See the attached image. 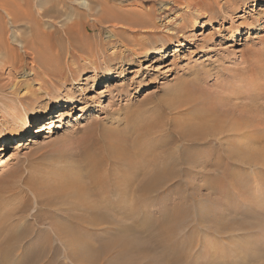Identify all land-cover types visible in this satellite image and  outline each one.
Here are the masks:
<instances>
[{"label": "rangeland", "instance_id": "obj_1", "mask_svg": "<svg viewBox=\"0 0 264 264\" xmlns=\"http://www.w3.org/2000/svg\"><path fill=\"white\" fill-rule=\"evenodd\" d=\"M169 1L171 0H45V3L40 4L41 7L39 5L35 8L41 11L50 9L47 15H41L36 20V23L45 24L40 32L49 33L74 24L76 33L72 38L78 42L84 41L83 44L77 45L80 50L77 51L78 56L69 63L76 66L78 71L64 83L44 84L41 76H34L38 71L24 69L25 77L21 78L12 72L11 68L0 64V136L23 112L30 113L38 107L42 108L48 100L71 99L78 104L58 110L56 115L54 113L57 110L54 112L52 109V113L36 125L37 128H34V133L29 135L28 140L19 138L20 142L14 141L10 147H5L2 154L0 153V176L15 173L20 180L14 175H10V179L21 183V180L43 175L44 171V174H48L50 169V172L56 170L54 173H57V179L62 177L64 170L68 175L72 168L78 167L79 155L85 150L83 146L87 143L89 147L92 139L95 142L104 133L102 131L115 129L118 132L117 137L122 139L128 133L127 125L125 127L127 122L130 123L128 127H135L140 123L155 122L171 115L173 112L168 109L164 100L167 93L179 83L192 85L194 80H200L197 86L202 89V93L198 101L204 110L210 100L214 98L213 101L220 102L219 98L225 95L231 99L230 104L245 105L252 109V113L256 107L264 106V0L254 3L252 0H177L176 6L181 18L183 17L180 22L187 25L180 33L178 46L169 49L164 57L152 56L149 62H143L144 52L152 53L158 50L161 44L169 42L167 40L172 34L164 31L148 37L140 32L134 35L133 32L127 31V28L131 21L139 18L140 8L153 6L156 9ZM195 2L202 5L205 3L216 10L226 4L228 8H234V12L223 13V20L218 18L211 23L204 20L201 28L194 30L193 20L203 12V8L199 6L192 8ZM85 25L96 26L85 33ZM114 28L122 31L121 38L111 41L109 38L114 34ZM234 29L241 30L242 34L232 37ZM14 30L10 36V46L16 50H19L18 47L22 43L15 40L18 39L20 31H23L22 38L25 39L39 34L34 28L32 31H24L22 27ZM56 36L60 41L63 39L60 33ZM78 42L76 44H79ZM131 49H137L138 54H130L132 61H121V55L127 54ZM51 55L50 51H45L42 60L46 62ZM3 58L1 60L5 59ZM24 61L27 64L31 59L24 57ZM120 63L124 67H120ZM83 67L87 68L85 76L79 73ZM246 71L251 73L252 79ZM116 72L122 73L121 78L110 85V91H106L104 84H95L96 80ZM255 75L256 78L253 79ZM245 78H249L248 84V81H242ZM239 82L244 84L239 85ZM263 115L264 108L261 117ZM135 116H139L136 122L133 119ZM174 116L178 123L187 118L184 114ZM127 117L129 121L126 120ZM208 119L210 118L204 120L207 124L211 122ZM132 121L136 125H133ZM121 127L125 128V133ZM257 127L264 131V124ZM156 129L152 130L156 132ZM251 137L248 142L250 145L246 147L249 151L246 156H227L233 142L237 144V141L241 140L240 137L233 139V136H229L227 143L221 141L222 147L216 149L214 156L206 154V151L213 147L212 138L195 144L196 146L189 145L188 150H185L187 152L182 154L194 156L202 152V163L195 166L186 164L184 167L178 165L174 168L173 173L177 175V179L163 188V192L169 197L154 199L147 206L142 199L137 201L135 206V201L124 199L121 195H117L118 199L108 197V211L115 215L108 217L104 229L90 233L89 236L84 235V238L78 233L76 242L82 245L69 251L58 250L53 263L50 264H79L81 259H87L89 247L106 243L123 230L127 235L124 253L113 247L109 253L100 254L93 259L94 264H203L202 261L206 260L202 258L203 248H215L213 257L220 262L223 259L221 250L231 249L235 252L237 250L238 254L245 252L246 255L257 256V264L264 263V142ZM232 140L234 141L231 142ZM0 144L3 149L5 143ZM221 157L224 160L229 158V165L218 169L208 165ZM250 157L251 165L243 162L244 158ZM99 167L95 177H99V173L100 176L106 174L109 170V167L101 166V170ZM127 172L129 170L122 168L121 173L124 176ZM76 177L75 181L80 182L85 174L80 172ZM258 192L262 196H254ZM118 200L120 204L117 203ZM141 206L144 207L139 213L137 210L128 212L129 207L139 209ZM252 206L258 208L252 210ZM32 211L33 208L27 214L30 215ZM119 211L122 213L118 214ZM258 218L263 220L262 224ZM241 223L250 227L239 231L237 228ZM222 224L231 227L235 232L233 234L238 235L232 243L227 239L230 234L221 233ZM164 228H167L168 235L161 237ZM244 240L249 242H243L241 246L245 245L239 247L240 242ZM235 242L239 243L236 250L233 249ZM140 243L149 248L148 259L132 249ZM68 253L70 257L67 256ZM91 260L89 257L87 264ZM207 260L205 263L209 262Z\"/></svg>", "mask_w": 264, "mask_h": 264}, {"label": "bare ground", "instance_id": "obj_2", "mask_svg": "<svg viewBox=\"0 0 264 264\" xmlns=\"http://www.w3.org/2000/svg\"><path fill=\"white\" fill-rule=\"evenodd\" d=\"M252 1L253 3L257 2V0ZM41 3H45V0H0V64L8 66L12 69V72L16 73L21 78L25 77L24 69H26L38 71L35 72L34 76L38 78L41 76L42 83L44 84H52L55 82L64 83L69 76L78 71L76 66L69 63L78 56L77 51L79 47H77V45L83 44L84 41L78 42L76 39L72 38V35L76 33L73 26L74 24L72 26H63L61 29L50 31L49 33H46V31L40 32V29H42L41 27L45 24L42 22L36 23V20L39 16L41 17V15H47L50 10H35ZM176 4L177 0H171L165 2L156 9L153 6H145V8H140L141 13H139V18L130 22L127 31L133 32L134 35L140 32L143 33L144 36L152 37L164 31H168L172 34V37L167 40L169 42L161 44L158 50L152 53L144 52L143 62H149L152 56H154L153 58L164 57L169 49L178 46L181 36L180 33L187 25L180 22V19L183 17L181 18L179 8ZM198 6L199 8H203V12L195 16L193 20L194 30L200 29L203 25L202 21L204 20L207 21L206 23H211L218 18L223 20V13L228 11L231 13L234 12V8H228L226 4H223L219 8L220 10H216L214 7L207 6L205 3L202 5L201 3L195 2L192 8L194 9ZM39 7H41V5ZM216 15L218 16L214 18ZM95 26L85 25L83 26V31L88 33L89 30ZM19 27L24 28V31H32L34 28L39 34H37L36 37L32 36L29 39H25L22 38L23 31H20V34L18 32L19 37L15 40H20L18 42L22 43H19V50H16L14 49L15 47L11 48L10 46V40L12 39L10 36L15 32L14 29ZM116 29L117 28L112 29V33L114 34L110 35L109 39L111 41L121 38L122 31H117ZM59 33L63 36L61 41L58 39V36H56ZM241 34V30L234 29L232 37ZM37 37L40 38L38 39ZM76 42L79 44H76ZM45 51H50L52 53V55L47 58L46 62L42 60ZM130 54L137 55L138 50H129L127 54L121 55L120 60L124 62L132 61L133 58L130 57ZM24 57L30 58L31 61L26 64ZM1 58L4 60H1ZM120 64V67H124L122 63ZM26 65H28V67H26ZM246 70L248 71V69ZM86 71L87 68L83 67L79 73L85 76ZM247 71L245 73H248ZM121 74V72L108 74L96 80L95 84H104V87H107L106 91H110V85H112L116 79L121 78ZM250 74L248 73V75ZM254 77L256 78V75L253 76V79ZM249 78L241 80L247 82ZM196 80L197 81L194 80L192 82V85H183L179 83L176 88L170 92L167 91L168 93L164 102L168 104V109L173 112L171 115H167L163 117V119L156 120L155 122L152 121L153 123H149V121L145 124L140 123V125L135 127H128L130 123L127 122L125 123V127L127 125L126 128H128V130H126L128 133H126L127 135L122 139L117 137L118 132L114 129L102 131L104 133L99 139L95 140V142H93L94 140L92 139L93 144L91 143L90 145H93V147L90 145L88 147V144L84 143V146L87 148L83 146L85 150L79 155L78 167L75 165L77 168L74 169L75 167L70 164L74 167L72 168L73 170L68 175L64 170L62 177H60V175L58 176L60 179H57V173H54L56 170L50 172L52 169L48 170V174H44V171L43 175L35 176L30 179L28 178L23 181L21 180V183H19L20 181L17 182L10 179L12 173L8 176H0V264L53 263L58 250L64 249L69 251V249L75 246L78 247L82 245L76 242V240H78L76 238L78 233L84 238V235L89 236L90 233L102 231L104 229L108 222V217L115 215V213L108 211L106 204L108 197L111 198L112 196L116 198L117 195H121L124 199L135 201V206L140 199H142L144 205L147 206L154 199L169 197L167 193L163 192V188L166 184L172 183L177 179V175L173 173L174 168L178 165L187 166L186 164H193L195 166L196 164L202 163V160H200L202 152L200 154H194V156L182 154V152H187L185 150L187 147L189 148V145H198V143L205 142L208 138H212L213 147L209 148L206 154L208 156H214L216 149L222 147L221 141H223V143L224 141L226 142L229 136H233V139L235 137H240L241 140L237 141V144H234V140L231 141L233 144L227 156H234L237 154H244L246 156L249 152L246 147L248 144L250 145L248 142L251 140L249 137L252 136L251 138H256L260 142H264V131H260L257 127L258 125L264 124V115L261 117L264 106L260 105L256 107L252 113V109H248L245 105L239 106L237 104H230L229 102L231 99L225 95V97L221 96L219 98L220 102H215L213 101L214 98H211L212 100L208 102L204 110L200 101H198L199 95L202 93V89L197 86L200 80ZM244 82H239L238 84L241 85L244 84ZM103 96L104 94H102V97ZM226 103L229 104L226 105ZM76 104L78 103L71 99L48 100L44 102L42 108H33L34 110L30 113L27 111L23 112L16 118L13 124L6 127V130L0 136V142L3 144L5 143L3 149L1 147L3 145L0 144V153L2 154L5 147H10L14 141H16V143L20 142V140H18L19 138L28 140L30 138L29 135L34 133V128H37L36 125H38L46 115L51 114L52 109L54 112L57 110L54 113V115H56L58 114V110L64 107L75 106ZM221 105L225 106L221 107ZM48 111L50 112L47 114L46 112ZM178 114L187 115L186 120L178 123L174 116ZM128 116L132 118L131 115ZM138 117L139 116L133 117L134 122L138 120ZM207 117L210 118L208 119L211 121L208 123L210 125L204 122ZM126 120H128V117ZM134 122L132 121V124L136 125ZM112 127L114 126H111V128ZM105 128H107V126ZM122 128L123 127H121V129ZM124 129L125 128H123V131ZM152 129H156L157 131L155 130L156 132H154ZM90 133L92 134V132ZM157 133L160 134L157 135ZM254 134H256L255 137ZM86 141L88 140L86 139ZM228 144L230 143L228 142ZM165 147L167 148L164 149ZM225 151L223 153H225ZM222 157L221 159L219 158V160L215 159L211 161L208 165L214 167V169L224 167L228 164L227 159L229 158L224 160V157ZM250 159L251 157L244 158V161H242L251 165ZM63 162L64 161H62V163ZM230 162L231 160H229V163ZM239 162L241 161L239 160ZM101 166L105 168L109 167V170L106 174L100 176L99 173V177H95L98 175L96 173L97 167L100 169ZM189 166L191 167V165ZM122 168L129 170L125 176L121 173ZM67 169L68 168H66V170ZM80 172H84L85 177L82 178V181L77 182L75 181L77 178L76 174ZM13 175L15 177L17 176L15 173ZM15 177H12V179ZM17 177L18 180H20L19 176ZM259 192L258 194H254V196H262ZM117 203L120 204V201L118 200ZM143 207L144 206H141V208L138 207L139 209L129 207L128 212L137 210L136 212L139 213L142 211ZM32 208V213L30 215L27 214ZM257 208L256 206L251 207L252 210H256ZM121 213V211L118 212V214ZM258 219L259 223L262 224L263 220H260V218ZM248 226L250 227V225L241 223L238 225L239 228L237 229L242 231L243 228H249ZM221 229L226 231H220L221 233L230 234L227 237L229 243H232L238 237L237 234H233L235 232L231 230V227L222 224L220 230ZM166 233L167 228H164L160 236H167L168 234ZM126 236V231L123 230L114 239L102 243L97 247H89L90 251L87 254V259H81L79 264H87L89 257L92 259L89 264H94L93 259H96L100 254L105 255V253H109V250L113 249V247L119 252L124 253ZM243 242L247 244L249 241L247 242L244 240L240 242V244L237 242L239 245L235 242L236 245L233 244V249L236 250L239 247H243L245 245L241 246ZM142 244L143 243L134 245L132 249L134 248L133 250L135 253L137 252L139 255L148 259L147 251L149 248ZM237 245L239 247H237ZM214 252L216 253L215 248L211 250L203 248L202 258L208 259L207 261L209 262L205 263L206 260H203L202 263L257 264L259 261H255L257 256H252L251 254L246 255L245 252L238 254L237 250L235 252L231 249L229 251L222 249L221 255L223 259L220 262L217 258L213 257V255H215ZM67 256H69V253ZM177 256L179 257V255Z\"/></svg>", "mask_w": 264, "mask_h": 264}]
</instances>
